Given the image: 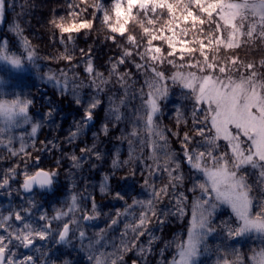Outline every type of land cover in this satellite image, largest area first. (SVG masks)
<instances>
[{
    "label": "snow or ice",
    "instance_id": "1",
    "mask_svg": "<svg viewBox=\"0 0 264 264\" xmlns=\"http://www.w3.org/2000/svg\"><path fill=\"white\" fill-rule=\"evenodd\" d=\"M6 7V0H0V15ZM67 8L66 16L53 18L48 23L54 36L59 32V41L64 45V52L57 59L68 67L59 70L60 78L55 73L46 74L45 78L58 86L62 84L60 91L64 93L69 84L68 73L74 72L83 59L84 72L90 79L87 86L95 89L85 103L77 92L81 85L73 88L74 102L77 106L84 104V112L76 130L67 138L68 143L78 139L81 130L94 121L96 111L102 106L100 94L115 78L122 96L119 103L115 93L108 97L106 116L113 128L127 120L131 131L127 133L128 159L119 160L117 153L111 166L118 170L134 164L133 177L139 168L141 188L148 193V198L133 196L129 203L125 194L115 192L113 198L124 201V207L110 215L107 227L89 239L82 222L100 217L95 196L73 192L64 201V207L54 208L52 215L41 212L35 218L33 211L40 207L39 202L21 196L23 203L0 211V264H48L44 260L47 252L43 245L49 241L68 245L73 239L79 240L82 247L88 239L90 264H124L125 252L136 250L139 256L151 253V245L158 239L153 233V224L162 226L169 216L188 215V193H192V199L186 238L172 241L160 250L161 264H200V257L213 251L209 245L213 236L234 241L256 233L264 239V58L242 60L235 54L241 48L264 45V0H109V6L104 0H95L90 6L88 0L78 3L69 0ZM89 13L91 18L86 16ZM96 19L102 20L112 33L106 39L120 48V54L109 60L107 78L96 69L91 49H80V59H77L73 54L75 49L70 52L68 48L69 42L74 44L73 34L91 30ZM130 24L139 28V38L130 32ZM13 30L22 38L23 52L12 54L4 38L0 40V61L21 70L25 61L32 62L37 53L23 37L18 23ZM118 39L124 40L127 46L118 45ZM155 42H160L159 46ZM222 51L233 54L221 56ZM125 64H131L145 77L139 89L129 84L130 70L119 72ZM173 86L180 90L191 108L190 111L176 109L173 127H162L163 102L169 98ZM136 99L140 100L139 107L132 108L130 114L121 111ZM33 104V99L20 95L0 99V123L3 124L0 137H7L6 142L0 138V148L24 164L23 169L17 164L0 174V190L8 196L13 192L33 193L35 188L51 189L59 176L58 169L46 170L40 166L39 155L27 150L23 137L19 148H15L12 137L7 136L12 128L30 125L35 148L41 124L30 116ZM54 111L50 108L46 117L51 119ZM100 132L104 136L110 134L107 123L101 124ZM96 136L93 133L91 146L85 144L80 148V157L70 155L72 169L80 170L88 159L104 158L97 149ZM173 139L179 144L178 150L170 146ZM134 140L141 153L145 148L149 150L147 156L135 154ZM41 143L45 150L49 144L54 146L52 141ZM91 167L95 168V164ZM185 167L189 175H185ZM253 174L259 179L254 180ZM21 176L19 188L13 189L12 183ZM161 176L167 177V183L157 188L154 180ZM107 180L105 176L99 187L100 194L105 196L109 195ZM186 182L191 187H186ZM165 199L173 202L167 211L158 207ZM85 200L91 201L90 209L83 203ZM222 208L228 209L229 215L217 223V214ZM120 224L123 231L119 246L114 244L115 250L110 253L94 250L95 245L105 240L107 232ZM146 235L148 247L140 243ZM173 247V255L165 259L164 253ZM20 249L39 253L40 257ZM214 252L215 264H264V247L251 250L252 254L247 257L229 243L215 246ZM133 264L139 262L134 260Z\"/></svg>",
    "mask_w": 264,
    "mask_h": 264
},
{
    "label": "trees",
    "instance_id": "2",
    "mask_svg": "<svg viewBox=\"0 0 264 264\" xmlns=\"http://www.w3.org/2000/svg\"><path fill=\"white\" fill-rule=\"evenodd\" d=\"M6 2L8 7H6L4 11V22L0 28V40L7 38L10 51L13 53L19 52V54H21L23 52L22 38L17 36L13 30L14 26L18 23L23 29V37H26L30 41L31 47L36 50L37 55L32 62L26 61L29 74H22L23 77L20 79H18L19 75L12 76L13 79L10 78V90L6 91L5 95L8 99L14 98L15 95H20L34 100V104L30 109V116L34 121L41 124L35 138V144H37L38 147L44 146L38 143L47 138L55 142L54 146L52 145L53 149L59 145L60 150L56 152V161L53 163L60 161L59 165L56 164V168L60 172L72 171L75 173L73 177L75 184L67 189H69L71 193L74 192L80 195L91 194L95 196L101 215L96 220L82 222L88 238L94 239L95 234L100 229L107 227L109 216L114 214L117 209H122L124 207V201L113 198L115 192L125 194V199L129 203H131V197L133 196L142 199L148 198V193L141 188L142 179L139 168L137 169V174L133 177L131 175V169L134 167V164L123 166L118 170H113L111 166V161L116 157L117 153L121 161L127 160L129 157L127 133L131 131V125L125 120L118 127L113 128L112 121L106 116L109 107L108 97L115 93L116 101L119 103L122 91L116 84L115 78H112V83L107 85L105 92L100 94L102 106L96 111L95 125L92 128H83L78 139L72 144H69L67 138L70 133L75 130L74 126H77L83 118L84 104L77 106L74 102L75 97L73 93H61L60 88L58 89L43 80L45 75L49 73H55L57 77L60 78L59 70L68 67L65 62L57 59V57L64 52V45L59 41V32L56 31L54 36V30L48 22L53 18L67 15V4L69 0H6ZM72 2L78 3L79 0H72ZM94 2L95 0H88V5H92ZM104 3L106 6H109L108 0H104ZM82 7H84V5H82ZM86 16L87 18H91V13L86 14ZM129 30L139 38L140 30L137 26L130 24ZM73 35L75 36V41L74 44L71 42L68 43L69 51L71 52L74 48V56L80 59V49H91L96 69L102 72L104 77L107 78L110 69L109 60L120 54V48L106 39V37L112 35V33L108 31L102 20L96 19L94 27L91 30H82L80 34ZM155 43L158 46L160 44V42ZM117 44L127 46L125 41L120 39L117 40ZM232 54L233 52H221V56ZM235 54L242 60L259 61L264 58V45H253L251 47L241 48L239 51H236ZM85 67V61L80 59V64L75 68L74 72L68 73V86L73 92L75 85L80 84L81 87L77 89V92L82 100L87 103L95 89L87 86L90 83V79L84 72ZM129 70L132 73V80L129 81V84L132 85V88L139 89L145 77L140 72H137L131 64H125L119 68L120 73ZM1 74L4 76L3 73ZM74 76H78V79L74 80ZM39 87H43L44 91L42 92L39 90ZM145 91H147V89H145ZM169 98L173 103H176V109L190 111L191 104L183 99L180 95V90L175 88V86H173ZM139 105L140 100L136 99L129 105L128 109L121 108V111L130 114L131 109L139 107ZM50 108L55 109L51 119L47 118L45 115ZM175 116L176 111L165 113V109H163L160 120L161 126L172 128ZM102 123H107L109 126L110 134L108 136H104V134L100 132ZM19 131L25 134L20 137L14 136V138L23 137L25 140H31L29 143L33 144V139L30 136L31 127ZM93 133L97 134L95 143L97 149L104 158L102 160H95V158L88 159L83 162V167L80 170L72 169L69 159L70 155L75 154L80 157V148L84 147L85 144L91 146L94 142ZM141 135L146 138V133L143 130H141ZM118 137L119 139H117ZM170 146L173 149H179V144L174 139L170 141ZM133 147L137 156L141 154L147 156L149 150L145 148L143 153H141L140 146L135 140L133 141ZM34 149H36V147ZM32 153L34 155L38 154L37 150ZM15 161L16 159H13L12 163H15ZM17 161L20 162L21 159L18 158ZM48 162L50 161L46 160V157L42 160L43 164ZM92 164H95V168L91 167ZM184 172L185 175H189V171L186 167L184 168ZM105 176L108 177L107 183L109 184V195L107 196L99 192V187L105 181ZM163 182L167 183L166 176L157 177L154 180L157 188L162 186ZM186 187H191V184L186 182ZM85 188H87V192L84 191ZM188 195L189 203H191L192 193H188ZM16 198L17 197H15L14 200H16ZM83 203L90 209L91 201L85 200ZM167 204H169V206ZM170 205V201L168 202V199H165L158 207L167 211ZM47 213L52 214L53 209H48ZM186 224L187 217L181 219L175 216H169L167 223L162 226L153 224L151 227L154 235L158 237V239L151 245V254L146 257L144 263H141L132 255V251L125 252L124 264H130L134 260L138 261L139 264L159 263L161 259L160 250L164 248L166 244L171 243L173 238H177V236H179L178 239L183 238ZM122 231L123 224H120L116 229L109 230L105 240L102 241L100 245H95L94 250L104 253L113 252L115 250L113 245L119 246L120 244V233ZM146 239V236L141 237L140 242H145ZM212 241L213 239L209 242H211L213 246ZM88 242V239L84 240L82 247L79 240L73 239L71 244L58 246L54 249L50 247L52 250H46L47 255L44 258L49 260L52 264H64L65 261H69L70 264H90L87 259L89 254L87 252ZM167 251L164 253L166 256L169 255L172 248ZM37 255V258H39L40 254L37 253ZM166 256L164 257L166 258ZM211 260H213V258L204 256L200 264H214ZM213 261L215 262V258Z\"/></svg>",
    "mask_w": 264,
    "mask_h": 264
},
{
    "label": "flooded vegetation",
    "instance_id": "3",
    "mask_svg": "<svg viewBox=\"0 0 264 264\" xmlns=\"http://www.w3.org/2000/svg\"><path fill=\"white\" fill-rule=\"evenodd\" d=\"M94 126V125H93ZM93 126H88L87 128H92ZM0 127H2L1 123H0ZM30 125H23V127L21 128H17V129H13L12 131H19L21 129H27L29 128ZM74 129L76 130V126H74ZM74 130V131H75ZM9 132L7 134V136H22L25 133L19 131V132H13L12 133ZM5 139V142L7 141V137H0ZM13 139V146L15 148H19L20 143H21V139L20 138H12ZM24 142L27 145V150L30 152H34L35 150H37L40 160H41V164L40 166L42 168H45L46 170H56V163H53L56 161V152H58L60 150V146L58 145L55 149L52 148L53 144H49L45 150V146H40L38 147L37 144H35L36 149H34L32 147V143L31 140H25L23 139ZM43 141H52L50 139H45L40 141L38 144H42L41 142ZM53 142V141H52ZM55 144V142H54ZM55 154V155H54ZM46 157V160H49L50 162L48 163H42V160H44V158ZM16 159L15 163H12V160ZM18 158L12 157L8 154L7 151H4L2 148H0V174H2L3 172H5L7 169L13 167L14 165L19 164L20 165V169L24 168V164L20 161H17ZM20 159V158H19ZM29 163H31V161H29ZM32 171H34L35 169H31ZM59 171V170H58ZM74 172L72 171H65V172H60L59 171V176L56 178V181L54 183V185L51 187V189H47V190H41L39 188H35L33 193H21V194H17L16 192H13L11 196H7L6 194H4V190H0V204L5 202V200L7 199V201L9 202V204L11 205V207L13 205H20L23 201L21 199V196L24 197H31L34 198L36 201L39 202L40 207L45 211H47L48 209H54V208H62L64 207V201H66L67 195L68 193H70L69 189H67L68 187L72 186L73 184H75V180L73 179L74 177ZM64 177V179H63ZM20 181H22V176L17 178V182L12 183V188L13 189H18L19 188V184ZM16 198V200H14ZM10 207V208H11ZM219 221L217 220V223ZM212 241L213 246L211 245V242H209L210 247L213 249V251H210L208 253H206L205 255H207V257H214L215 258V262L217 259V256L214 252L215 246L217 245H221L223 243H229L231 244L236 250L239 251V253L243 256V257H247L250 256L252 254L251 250L253 249H260L261 247H264V239L259 238L258 234L253 233L249 236H245L243 238H238L234 241H225L223 236H213L209 239V241ZM214 262V264H215Z\"/></svg>",
    "mask_w": 264,
    "mask_h": 264
},
{
    "label": "rangeland",
    "instance_id": "4",
    "mask_svg": "<svg viewBox=\"0 0 264 264\" xmlns=\"http://www.w3.org/2000/svg\"><path fill=\"white\" fill-rule=\"evenodd\" d=\"M109 1V0H108ZM3 22H4V13L2 14V15H0V28H1V26H2V24H3ZM261 46H263V45H261ZM12 54H16V55H19V52H17V53H13V52H11ZM26 64H27V62L25 61V66H24V68L23 69H21V70H16V69H13V68H11V66L10 65H7V64H5L3 61H0V99H8L7 97H6V95H5V92L6 91H9L10 90V88H9V85H10V78L11 79H13L12 78V76H18V79H20L21 77H23L22 76V74H29V69L27 68V66H26ZM1 73H3L4 74V76L1 74ZM46 76V75H45ZM43 80H45V81H47L49 84H51V85H53V86H55L56 88H60V87H62V84L60 85V86H58L54 81H49V80H47L45 77H44V79ZM39 90H41L42 92L44 91V88L43 87H39ZM65 92H70V93H73L71 90H70V87L68 86V88H67V90L65 91ZM64 92V93H65ZM170 97V96H169ZM12 99V98H11ZM177 108V105H176V103L174 102L173 103V101L172 100H170V98H168L166 101H164L163 102V109H165V113L166 112H170V113H172V112H174L175 110H173V109H176ZM1 125H2V127H3V124L1 123ZM21 127H23V125H21V126H19V127H15V128H12L10 131H8V133L9 132H11L13 129H17V128H21ZM22 130V129H21ZM14 131H12V133H13ZM16 132H19L18 130L16 131ZM22 132V131H21ZM7 133V134H8ZM14 136H12V138H13ZM189 171V170H188ZM249 172L251 173L252 172V170L251 169H249ZM187 173V172H186ZM254 180H258L259 178H258V176H256L255 174H253V177H252ZM164 183H166V182H163V184ZM72 188V187H71ZM71 190V189H70ZM71 194V192L70 193H68V195H67V198L69 197V195ZM1 196L2 195H0V198H1ZM8 196V195H7ZM27 198H31V197H27ZM23 201V200H22ZM24 202V201H23ZM22 202V203H23ZM168 202H169V200H168ZM170 207H168L167 209H171L172 208V206H173V202H171L170 201ZM168 206H169V204H167ZM9 207H11V205L9 204V202L7 201V199L5 200V202H3V203H1L0 204V210H5L6 208H9ZM166 209V208H165ZM41 212H44V210L41 208V207H39V208H37V209H35L34 211H33V218H35V217H38V215L41 213ZM47 212V211H46ZM186 212L188 213V215H186V216H184L185 218L187 217V224H186V229H185V231H184V236H183V238H186V232H187V228H188V226H189V222H190V219H191V216H190V212H191V203H189V205H188V209L186 208ZM53 214V213H52ZM52 214H49L48 213V215H52ZM228 215H229V210L228 209H220L219 210V212H218V214H217V220L218 221H220V220H222V219H227L228 218ZM181 219L183 218V217H180ZM17 223H19V222H17ZM179 235V234H178ZM178 237L179 236H177V238L175 237V238H173V240L172 241H175V240H177L178 239ZM146 240H145V242H140V243H142L143 244V246H145V247H148V240H149V237L146 235ZM44 246V248L46 249V250H52L51 248H56V244H54V243H52L51 241H49V242H47L46 244H44L43 245ZM51 247V248H50ZM20 251L21 252H23V253H25V254H30V255H35L36 257L38 256L37 255V253H34L33 251H31V250H28V249H20ZM87 252H88V250H87ZM168 252V251H167ZM89 253V252H88ZM173 253H174V247L172 248V251L169 253V255L168 256H166V255H164V256H166V258L165 259H170L171 258V256L173 255ZM151 253H149V254H147V255H145V256H139V255H137V251L136 250H133L132 251V255L134 256V257H136L141 263H144V261H145V259H146V257L147 256H149ZM89 255V254H88ZM204 256H207V255H203V256H201L200 257V263H201V260H203V257ZM210 258H213V260H214V257H210ZM162 259V258H161ZM161 259L159 260V263H157V264H161ZM44 260H47V259H45L44 258ZM213 260H211V262H213L214 263V261ZM48 261V264H52V263H50L49 262V260H47Z\"/></svg>",
    "mask_w": 264,
    "mask_h": 264
},
{
    "label": "water",
    "instance_id": "5",
    "mask_svg": "<svg viewBox=\"0 0 264 264\" xmlns=\"http://www.w3.org/2000/svg\"><path fill=\"white\" fill-rule=\"evenodd\" d=\"M93 123H95V120H94L93 122H91V124H93ZM91 124H90V125H91ZM132 264H133V263H132Z\"/></svg>",
    "mask_w": 264,
    "mask_h": 264
}]
</instances>
